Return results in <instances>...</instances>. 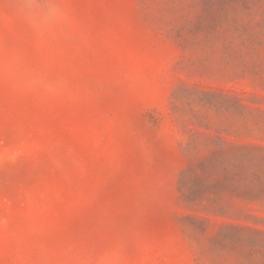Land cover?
I'll list each match as a JSON object with an SVG mask.
<instances>
[{"label": "rangeland", "instance_id": "1", "mask_svg": "<svg viewBox=\"0 0 264 264\" xmlns=\"http://www.w3.org/2000/svg\"><path fill=\"white\" fill-rule=\"evenodd\" d=\"M0 264H264V0H0Z\"/></svg>", "mask_w": 264, "mask_h": 264}]
</instances>
